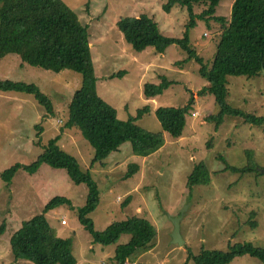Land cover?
Wrapping results in <instances>:
<instances>
[{
  "label": "rangeland",
  "instance_id": "obj_1",
  "mask_svg": "<svg viewBox=\"0 0 264 264\" xmlns=\"http://www.w3.org/2000/svg\"><path fill=\"white\" fill-rule=\"evenodd\" d=\"M88 27L91 52L100 98L115 109L118 119L127 122L148 112L136 125L151 134L163 135L158 150L138 154L132 144H124L103 161L92 164L95 151L82 134L64 130L74 94L82 87L83 76L71 70L56 73L25 64L18 55L0 60V81L36 84L54 105L48 115L33 95L0 92V264H35L14 260L11 238L25 222L42 215L56 198L70 201L45 217L57 238L71 241V253L77 264H113L117 246L127 245L123 235L117 245L94 244L93 238L79 221L86 205V185L75 184L67 170L42 164L36 174L21 170L12 183L1 175L15 164L30 166L36 162L51 139L61 137L59 146L75 157L83 171H90L100 192L99 206L90 215L97 232L113 223L132 217L149 221L157 236L148 250L141 251L128 264H194L189 254L201 249L228 251L231 245L244 242L264 248V126L255 127L241 119L226 117L217 130L207 122L218 115L214 95L199 92L209 85L199 73L200 65L187 59L179 46L171 45L158 53L153 47L136 52L117 28L123 18L147 16L163 35L181 38L190 22L188 11L176 6L166 13L168 0H62ZM237 0H225L217 16L232 19ZM204 6H195V25L189 30L191 44L209 66L213 65L223 33L215 20L199 18ZM118 75L111 78V75ZM121 74V75H119ZM162 79L173 81L160 97L147 100V83L158 85ZM229 105L264 119V77H229ZM191 107L184 137L172 139L164 134L156 118L159 108ZM249 153V154H248ZM205 162L210 183L187 188L188 176L195 164ZM131 164L139 172L125 178ZM251 164L254 170L235 172ZM227 168H230L229 170ZM126 204L127 206H124ZM252 214L254 216L252 217ZM181 218L182 246L173 243L172 219ZM62 222H67L62 225ZM256 224V228L252 227ZM232 264H263L250 256Z\"/></svg>",
  "mask_w": 264,
  "mask_h": 264
},
{
  "label": "trees",
  "instance_id": "obj_2",
  "mask_svg": "<svg viewBox=\"0 0 264 264\" xmlns=\"http://www.w3.org/2000/svg\"><path fill=\"white\" fill-rule=\"evenodd\" d=\"M225 0H168L166 13L180 6L188 11L190 22L181 38L167 37L159 25L147 16L123 18L118 24L125 41L136 52L153 47L164 53L171 45H177L187 53V59L200 65L199 73L209 83L199 92L214 95L220 109L218 115L210 116L208 123L216 124L217 130L224 125L226 117L241 119L245 124L264 126V119L245 114L229 105V77L254 78L262 75L264 69V0H237L232 19L218 17L217 12ZM195 6H204L198 16L206 21L215 20L223 27V33L213 65L209 66L193 47L189 30L195 25ZM9 55H18L25 64L40 67L56 73L71 70L83 76L82 87L76 91L69 106V115L64 130H78L85 141L94 148L92 164L105 161L124 144H132L138 154H147L163 146V135L151 134L136 125L138 118L148 112L139 111L138 118L122 122L115 109L100 98L97 90L88 27L84 26L77 14L62 0H0V60ZM121 75V74H119ZM118 75H111V78ZM174 82L162 79L158 85L147 83L144 95L154 100L162 95ZM0 92H16L33 95L48 115H54V105L36 84L0 81ZM190 106L184 108H159L155 111L164 134L174 140L184 137L188 119L193 118ZM61 137L51 139L43 155L30 166L15 164L1 175L7 184L12 183L16 174L24 170L36 174L42 164L54 169L67 170L71 180L88 189L86 205L79 212V221L93 238L94 244L117 245L123 235L130 236L127 245L117 246L113 264L133 262L141 251L148 250L157 236L155 227L147 220L132 217L125 222L113 223L107 230L97 232L90 215L100 202V192L90 171H83L78 160L59 146ZM249 154V153H248ZM233 168L235 172L246 173L254 170ZM228 170L230 168H227ZM140 166L131 164L125 178L139 172ZM210 183V170L205 162L195 164L188 176L187 188L190 194L194 187ZM70 206L67 199L56 198L44 209L42 215L25 222L22 229L13 235L10 244L14 260H28L35 264H77L71 253V241L57 238L45 215L61 206ZM124 206H127L124 204ZM254 214H252V217ZM256 228V224L252 223ZM4 234V225L0 235ZM250 256L264 264V248L244 242L231 245L228 251L201 249L198 255L189 254L194 264H232L238 258Z\"/></svg>",
  "mask_w": 264,
  "mask_h": 264
},
{
  "label": "water",
  "instance_id": "obj_3",
  "mask_svg": "<svg viewBox=\"0 0 264 264\" xmlns=\"http://www.w3.org/2000/svg\"><path fill=\"white\" fill-rule=\"evenodd\" d=\"M262 75L264 77V69L262 70ZM264 172V171H263ZM181 218L172 219V222L175 226L174 234H173V243L178 246H182L185 244L182 236H181V228H180V222Z\"/></svg>",
  "mask_w": 264,
  "mask_h": 264
},
{
  "label": "built area",
  "instance_id": "obj_4",
  "mask_svg": "<svg viewBox=\"0 0 264 264\" xmlns=\"http://www.w3.org/2000/svg\"><path fill=\"white\" fill-rule=\"evenodd\" d=\"M67 222H62V225H66Z\"/></svg>",
  "mask_w": 264,
  "mask_h": 264
}]
</instances>
